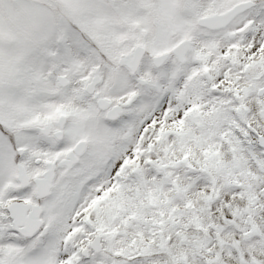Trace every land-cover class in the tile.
I'll return each instance as SVG.
<instances>
[{
  "label": "snow or ice",
  "instance_id": "1",
  "mask_svg": "<svg viewBox=\"0 0 264 264\" xmlns=\"http://www.w3.org/2000/svg\"><path fill=\"white\" fill-rule=\"evenodd\" d=\"M0 264H264V0H0Z\"/></svg>",
  "mask_w": 264,
  "mask_h": 264
}]
</instances>
